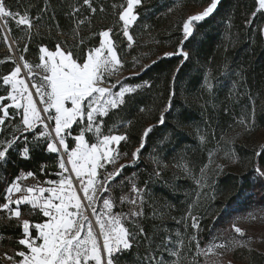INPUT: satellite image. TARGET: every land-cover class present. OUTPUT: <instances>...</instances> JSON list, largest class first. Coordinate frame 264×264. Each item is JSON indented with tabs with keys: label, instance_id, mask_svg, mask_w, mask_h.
<instances>
[{
	"label": "trees",
	"instance_id": "obj_1",
	"mask_svg": "<svg viewBox=\"0 0 264 264\" xmlns=\"http://www.w3.org/2000/svg\"><path fill=\"white\" fill-rule=\"evenodd\" d=\"M7 3L13 11L26 10L33 18L30 39L28 30L14 21L6 26L11 28L8 32L18 55L24 54L31 62H38L41 45L54 50L59 43L76 53L99 46V33L107 29H112L120 59L129 66L143 60L138 72L126 80L140 87L103 117L104 134L112 130L127 135L116 159L131 166L114 182L134 176L144 200L141 216L125 222L135 238L132 248L118 257L119 264H146L145 258L150 256L170 264L173 257L167 237L179 243V255L191 244L189 256L197 264L214 229L230 225L229 211L248 204L264 208V184L255 171L258 166L264 170V142L257 143L255 138L264 130V9L259 8L258 0H219L208 18L194 25L193 35L183 45L189 54L183 64L182 57L164 54L175 53L180 46L182 25L190 9L206 7L211 0H142L136 9L139 18L129 28L132 45L119 20L126 0H90L95 13L83 0ZM25 44L28 52L22 53ZM0 61H7L0 63V75L17 62L3 38ZM145 65L151 67L142 70ZM0 94H4L2 85ZM162 113L164 123H160ZM9 122L0 131V149L12 138ZM148 128L151 131L144 138ZM234 131L239 134L236 140L230 136ZM16 135L20 139L9 150L7 160L0 161V203L7 186L22 173L32 171L35 178L45 181L57 179L59 171L58 155L48 152L45 143L37 144L27 134L26 144L24 135ZM142 138L144 147L134 160L132 153L140 148ZM68 143L74 142L69 138ZM26 146L29 158L22 155ZM228 163L234 166H225ZM208 164L211 168L207 170ZM126 192L116 190L115 196L119 199ZM157 207L163 216L157 214ZM21 211L24 218L39 222V210L22 205ZM193 216L198 220L196 231L191 227ZM8 217L0 211V264L5 253L22 250L14 242L20 236L17 221ZM174 231L180 234L178 239ZM193 233L195 238L189 242ZM219 264H264V252L238 245Z\"/></svg>",
	"mask_w": 264,
	"mask_h": 264
},
{
	"label": "snow or ice",
	"instance_id": "obj_2",
	"mask_svg": "<svg viewBox=\"0 0 264 264\" xmlns=\"http://www.w3.org/2000/svg\"><path fill=\"white\" fill-rule=\"evenodd\" d=\"M83 2L95 13L90 0ZM218 3L219 0H211L202 12L189 16L183 22V39L177 51L164 56H180L183 64L189 58L183 45L193 35L194 25L208 18ZM258 3L259 8L264 9V0H258ZM141 4L142 0H126V6L122 5L119 11L123 35L129 44L134 43L129 27L139 18L136 9ZM10 20L27 29L30 39L33 18L26 10L23 13L13 11L7 0H0V38L5 43L8 41L3 27ZM111 33L112 29L101 31L99 46L80 53L62 48L59 43L54 50L41 45L38 62H31L21 54L18 58L20 62L13 61L14 66L0 75V85L4 89V94H0V126H4L6 120L20 118L12 131V138L6 140L0 150V161L7 160L9 150L20 139L16 135L19 132L24 135L26 144L27 134H30L37 144L43 142L48 152L57 154L59 169L55 173L58 179L44 181L47 187L40 182L31 185L22 183L29 177L35 179L32 171L15 177L7 186L0 211L7 212L10 220L14 218L17 221L20 236L14 242L22 249L14 255L5 253L11 264H119L118 257L133 246L135 234L125 226L129 214L114 213L115 203L105 195L109 191L108 182H114L123 169L131 165H121L115 173H108L98 183L102 175L99 170L106 163L114 162L119 156L121 142L127 140L126 134H115L112 130L104 134L103 117L108 115L109 109L118 108L123 103L125 94L135 91L131 86H121L119 92L114 93L116 85L106 84V77L115 75L123 66ZM8 48L12 51V44H8ZM21 51L27 53L28 45L25 44ZM150 67L145 65L142 70ZM208 87L211 88V84ZM12 111L14 115H10ZM160 123H164L163 113ZM0 131L4 129L0 127ZM150 131L151 128L145 130L144 138ZM88 134L96 138L95 142H89ZM69 138L73 145L68 143ZM144 138L140 148L132 153L134 160L139 158ZM28 153L26 146L22 150L23 157L29 158ZM255 171L258 176L264 177V170L259 166ZM41 172L44 174L43 168ZM132 191L140 196L142 190L133 185ZM13 193L17 194L16 199L12 198ZM101 199L98 211L97 204ZM130 202L136 203L134 199ZM22 205L39 210V222L24 218ZM138 215V212L131 213V216ZM198 226V220L193 216L192 227ZM233 228L236 233L243 234L240 227L233 225ZM140 231L143 232V229ZM213 247L215 245H211L208 251H212ZM145 260L146 264H163L162 259L156 261L151 256Z\"/></svg>",
	"mask_w": 264,
	"mask_h": 264
},
{
	"label": "rangeland",
	"instance_id": "obj_3",
	"mask_svg": "<svg viewBox=\"0 0 264 264\" xmlns=\"http://www.w3.org/2000/svg\"><path fill=\"white\" fill-rule=\"evenodd\" d=\"M206 7H195V8L190 9L189 16L202 12L204 8ZM263 33H264V27H263ZM112 40L114 41V45L117 50L118 43L113 38ZM132 44L133 43H131L130 45ZM13 53L17 59L18 53L14 52V50H13ZM121 61H122L123 66L118 68L116 74L106 77V84L108 86L116 85V87L113 88L114 93H118L121 86H131L135 88V90L140 87V85L139 87H136L137 85H133L127 82L126 81L127 79L125 78L131 77L133 74H136L138 72L139 67L143 63V60H137L130 66L126 63V61H123L122 59ZM117 81H119V83H117ZM10 115H14V112ZM18 118L19 117H16L15 119L10 120L9 126L12 127V130L15 128V125L19 124L20 121H17ZM238 135H239L238 131L237 132L234 131L232 132L230 136L231 138L236 140L238 138ZM88 136H89L88 139L90 143L95 142L96 138L92 136V134H88ZM255 138L257 140V143L264 142V130H260L259 132H257ZM120 166H121V163L117 159H115L114 162L112 163H106L104 168L99 170L102 175L100 176V180L98 181V183L102 181L104 176H106L108 173H115L118 169H120ZM225 166H234V164L228 163ZM210 168H211V164H208L207 170ZM23 174L25 173H22L21 175ZM261 178L264 184V177H261ZM137 181L138 180L134 176H130V177L122 178L121 181L118 183L113 182L111 180L108 182L109 191L105 193V195L110 196L111 199L114 201L115 203V207L113 209L114 213L122 212L125 214H129V219L126 220L125 222L134 221V219H137L138 217H140L142 212L144 211V200L142 197V193H140V196H137L132 191L133 185H135L138 188ZM37 182H40L42 186L47 187V185L44 184V181H41L37 178L33 179L29 177L26 180L22 181V183L25 185H31ZM116 190H120V191L127 190V192L125 194H121L119 199H117L115 196ZM45 195H47V193H45ZM16 197H17V194L13 193L12 198L16 199ZM140 197H142V200ZM242 197L243 196H239V198H242ZM122 198H124L123 203L121 202ZM133 199L136 201L135 204H132L130 202ZM101 205H102V199L97 204L98 211L100 210ZM157 211H158L157 212L158 215L163 216V212L161 211V209H159V207H157ZM132 212H138L139 215L131 216ZM229 215H230V220H231L230 225H232L231 229L233 228V225L238 226L242 229L243 234L241 235L239 233H236L234 231V228L232 230L231 229L226 230V228H230V225H227L226 227H223V225H219L218 227L214 229L210 242L203 249H201L200 256L202 260L199 263L197 262V264H219V262H221V260L228 253V251L235 248L238 245H245L247 247L255 248V249H258L264 252V208L253 207L252 205L248 204L247 206L245 205L243 209H234L232 211H229ZM191 227H192V219H191ZM193 229L195 231L197 230V228H193ZM173 234L177 237V239L179 238L180 234L177 231H174ZM193 238H195L194 233L189 237V242L193 240ZM166 239L168 240L167 241L168 243H169V240L171 241V243H169L170 246L168 247V251H170L169 254H171L173 258L171 259V262H169L170 264H196L197 260L189 256V254L192 251L191 244L187 245V248L185 249L184 254L179 255L178 253L179 250L176 249V246H179V243L175 242L170 237H167ZM211 245H215V247L212 248V251H208ZM219 245H224V247L221 248L219 247ZM173 253H178V255H173ZM1 260L3 264H11V261L7 260L5 258V255L1 256Z\"/></svg>",
	"mask_w": 264,
	"mask_h": 264
},
{
	"label": "water",
	"instance_id": "obj_4",
	"mask_svg": "<svg viewBox=\"0 0 264 264\" xmlns=\"http://www.w3.org/2000/svg\"><path fill=\"white\" fill-rule=\"evenodd\" d=\"M3 30H4V32H5L6 36H7V41H8L7 44H12V49L14 50V52H17V51H16V44H15V42L12 40V38H11V36H10V34H9L8 30H7V28H6V27H3ZM18 58H19V55H17V60H18V62H20ZM21 63H22V62H21ZM69 167H70V166H69Z\"/></svg>",
	"mask_w": 264,
	"mask_h": 264
}]
</instances>
